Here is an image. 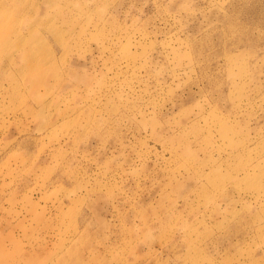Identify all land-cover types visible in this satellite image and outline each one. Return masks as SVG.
I'll list each match as a JSON object with an SVG mask.
<instances>
[{
  "label": "rangeland",
  "instance_id": "374dc122",
  "mask_svg": "<svg viewBox=\"0 0 264 264\" xmlns=\"http://www.w3.org/2000/svg\"><path fill=\"white\" fill-rule=\"evenodd\" d=\"M0 11V264H264V0Z\"/></svg>",
  "mask_w": 264,
  "mask_h": 264
},
{
  "label": "bare ground",
  "instance_id": "6f19581e",
  "mask_svg": "<svg viewBox=\"0 0 264 264\" xmlns=\"http://www.w3.org/2000/svg\"><path fill=\"white\" fill-rule=\"evenodd\" d=\"M47 5H49V6H51V3L50 2H48L47 3ZM22 12H24V9H17L16 8V13H22ZM1 13H3V11H0V14ZM29 16H32V17H34V23L35 24H38V25H41V26H43L44 27V29L45 30H47V32L52 36V37H54V39H55V41H56V43L59 45H63L56 37H55V35H60V36H62L63 35V31L61 30V29H59V27L58 26H56L55 25V23H53L49 18H48V15H46V12L45 11H43L42 12V21L41 20H36L35 19V16H33V15H31V12H29V14H28ZM97 16H99V17H104V13H102V14H99V15H97ZM114 14H111L109 17H107L106 18V23H107V25L109 26V27H111V30H113V29H115L114 28V25H113V21H114ZM1 27V26H0ZM105 27H106V25L104 26V27H100V29H102V30H100V32L102 31V35L105 37V36H107V35H105V34H103V33H106V31H105ZM8 29H9V27L7 26L6 27V25L4 24V25H2V27H1V30H0V42L1 43H6V41H7V36L6 35H4V33L5 32H7L8 31ZM103 42V41H102ZM27 44H32L30 41H27L26 43H25V48L23 49V52L20 54V58L23 60V61H25L26 63H27V65L29 66V67H31V68H35L34 66H31V64L33 63L32 62V60H33V52L32 51H34V50H32L31 48H28L27 47ZM105 42H103V46L105 47ZM64 50H65V47H64ZM174 53H176V52H174ZM180 59V58H179ZM12 60H14V58H8L7 57V62L11 65V64H13V62H12ZM8 64V65H9ZM5 72V69L4 68H0V73L2 74H0V77H3V73ZM66 72L68 73V74H72V70L70 69L69 71L68 70H66ZM8 76V75H7ZM81 80H85V78H82ZM211 80H208V82H210ZM27 85H28V87H29V89L30 90H32L33 88L35 89L36 87L38 88V87H42V86H44L45 84H44V82H43V80H40V81H38V82H36V83H34V79H33V77H31L29 80H28V82H27ZM221 87V86H220ZM219 87V85H215L214 86V88H213V90H212V92L210 93V95L209 96H207L206 97V99H207V101L208 102H214L215 101V99H214V96L217 94V93H219L220 91L222 92V89H219L220 88ZM15 91H17V88L16 87H14L13 88ZM114 93H116V92H114ZM189 96H190V93L188 94ZM192 95V94H191ZM222 95V94H221ZM116 97L115 98H117V99H122V97L120 96V95H118V93H116V95H115ZM189 96H187V98H186V101L189 99ZM218 96H220V95H218ZM219 97H217L216 99L217 100H219L218 99ZM223 99V96L221 97V100ZM229 99V97H227V100ZM225 100V99H224ZM183 102H185V100H183L182 98H180L179 100H176L175 102H172V105L173 106H177V107H179V106H181L182 104H183ZM46 106H47V104H44V103H42V104H39V108L37 109V108H33V107H31V106H28V108H27V112H28V114L30 115V114H34V113H37V115H35V116H42L44 113H43V110L46 108ZM132 107H130L129 105H128V103H122V105H121V108L120 109H118V107H117V105H112V110L113 111H117V113H114V114H116V115H118L121 119H125L126 120V118L127 119H130L129 118V116H128V112L127 111H130V109H131ZM159 112V114H161V115H164V113L163 112H161V111H158ZM38 114H40V115H38ZM132 116V115H131ZM165 116V115H164ZM143 125V123L140 125V126H142ZM144 127V126H143ZM156 127L157 126H155L154 124L153 125H151V130L154 132V130H156ZM42 128H44V126L42 127ZM169 130H171V135L168 137H166V139L164 140V142L166 143H173V141L172 142H170L169 141V138H171V139H174V138H177V143H179V144H182V143H189V141H188V139L185 137V135L188 133V131L187 130H181V133L178 131V129H171V128H168ZM167 129V130H168ZM187 131V132H186ZM176 132H178L177 134H176ZM164 133H165V131H164ZM173 133V134H172ZM176 134V135H175ZM156 137L159 139V140H162L163 138H164V136H162V135H159V136H157L156 135ZM167 146L169 147V144H167ZM175 154H176V156L177 157H179V152H175ZM243 168H244V165H243ZM238 169H240L239 167H238Z\"/></svg>",
  "mask_w": 264,
  "mask_h": 264
}]
</instances>
